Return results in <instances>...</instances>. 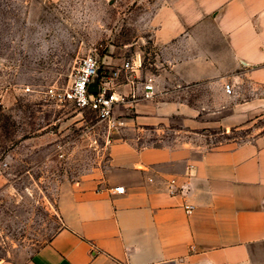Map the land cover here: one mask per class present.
Returning a JSON list of instances; mask_svg holds the SVG:
<instances>
[{"label":"crops","instance_id":"crops-1","mask_svg":"<svg viewBox=\"0 0 264 264\" xmlns=\"http://www.w3.org/2000/svg\"><path fill=\"white\" fill-rule=\"evenodd\" d=\"M156 3L153 69L139 74L154 76L153 97L137 85V101L116 105L124 127L61 186L56 230L0 264H264V0ZM244 127L248 141L208 150L186 137ZM12 182L0 176V192Z\"/></svg>","mask_w":264,"mask_h":264},{"label":"rangeland","instance_id":"rangeland-1","mask_svg":"<svg viewBox=\"0 0 264 264\" xmlns=\"http://www.w3.org/2000/svg\"><path fill=\"white\" fill-rule=\"evenodd\" d=\"M157 6L156 0H0V176L13 181L8 193L0 192V258L18 257L28 243L49 239L61 186L97 168L104 137L114 134L90 111L55 102L45 92L67 89L88 55L112 71L140 54L143 70H152ZM172 127L179 129L178 120ZM250 131L186 137L208 150L248 141ZM154 141L150 136L141 142Z\"/></svg>","mask_w":264,"mask_h":264},{"label":"built area","instance_id":"built-area-1","mask_svg":"<svg viewBox=\"0 0 264 264\" xmlns=\"http://www.w3.org/2000/svg\"><path fill=\"white\" fill-rule=\"evenodd\" d=\"M143 70V59L140 54H135L128 61H124L115 70H101L97 61L92 55H88L80 60L74 70L70 86L65 90L48 89L45 96L55 102L65 103L78 110H88L94 114L98 123L103 125L108 132L116 133L124 127L125 122L115 115V107L118 103L124 102L125 98L137 101V85L142 88L141 99L149 100L155 92V78L150 75H139ZM97 76V91L90 93L88 90L92 79ZM122 85L129 87L127 96H121L117 89ZM226 94H231L232 87L225 85ZM175 181L169 182V193H177L174 189ZM114 191L123 193L122 187H117ZM180 193L183 188H180ZM190 207H186V212H190Z\"/></svg>","mask_w":264,"mask_h":264},{"label":"water","instance_id":"water-1","mask_svg":"<svg viewBox=\"0 0 264 264\" xmlns=\"http://www.w3.org/2000/svg\"><path fill=\"white\" fill-rule=\"evenodd\" d=\"M90 93H96L97 91V76L92 79L91 84L88 87Z\"/></svg>","mask_w":264,"mask_h":264}]
</instances>
